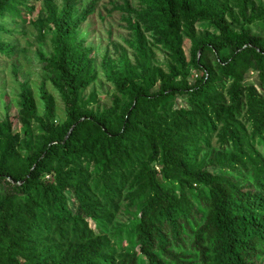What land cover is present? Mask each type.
<instances>
[{"label": "trees", "instance_id": "16d2710c", "mask_svg": "<svg viewBox=\"0 0 264 264\" xmlns=\"http://www.w3.org/2000/svg\"><path fill=\"white\" fill-rule=\"evenodd\" d=\"M28 1L0 0V39ZM80 1L59 12L44 0L54 31L45 69L66 123L54 126L50 100L42 121L27 90L18 119L25 136L42 123L43 139L27 143L11 116L0 121V264H264V34L253 29L264 30V5L235 0L236 15L217 0H141L139 52L142 22L172 64L110 65L121 98L95 113L82 98L97 77L93 49L79 30L99 0L79 15ZM199 25L216 33L199 39ZM251 72L260 88L246 84ZM122 207L130 219L119 224Z\"/></svg>", "mask_w": 264, "mask_h": 264}, {"label": "rangeland", "instance_id": "374dc122", "mask_svg": "<svg viewBox=\"0 0 264 264\" xmlns=\"http://www.w3.org/2000/svg\"><path fill=\"white\" fill-rule=\"evenodd\" d=\"M92 0L80 1L75 11L81 15ZM264 5V0H256ZM61 11L64 0H53ZM129 3L130 7H127ZM217 6L223 9L227 6L233 9L234 14L239 10L235 0H217ZM31 8V10L29 9ZM119 8H124L121 10ZM133 11H130V9ZM20 17H9L2 23L7 28L1 32L0 43L9 46L7 52L0 51V121L11 116L14 130L21 133L22 140L36 144L43 139L44 128L42 123L33 121L30 125L32 134L25 136L26 126L19 121L21 111L22 94L29 91L33 97L36 114L45 121L47 114V100L53 102L54 126H63L67 121L65 103L60 93L53 85L52 77L46 71L45 59L54 55V31L47 20V12L44 13V0H29L27 7H23ZM141 0H99L95 13L81 24L79 38L85 47L93 49L94 72L96 80L82 93L84 102H90L89 110L102 113L120 101V94L107 75V67L113 68L124 74H129L131 68L141 70L143 63L150 64V68L169 70L172 60L158 42L156 34L148 31L141 22V32L144 34L147 54L143 56L139 52V37L133 26L137 22V12H142ZM136 11V12H134ZM229 22L231 18L227 17ZM243 20H241V24ZM261 23H255L253 29L258 34L264 30ZM234 30H240L239 25H233ZM216 33L214 29L204 25L197 27V37L202 39ZM193 43L185 37L183 49L188 62L191 61ZM123 70V71H121ZM247 85L260 88V81L256 72L247 75ZM178 106H186V99L178 97ZM1 148V146H0ZM22 154H26L22 143ZM1 151V149H0ZM1 157V155H0ZM71 206L74 205L71 203ZM130 214L122 207L116 222L123 224L128 222ZM94 229H104L103 223L90 222Z\"/></svg>", "mask_w": 264, "mask_h": 264}]
</instances>
